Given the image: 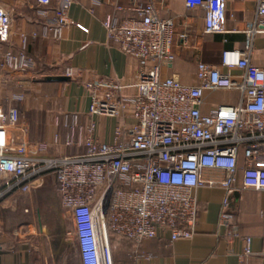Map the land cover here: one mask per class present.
Masks as SVG:
<instances>
[{
    "label": "built area",
    "instance_id": "built-area-1",
    "mask_svg": "<svg viewBox=\"0 0 264 264\" xmlns=\"http://www.w3.org/2000/svg\"><path fill=\"white\" fill-rule=\"evenodd\" d=\"M77 1L37 0L43 38L61 39L74 24L69 11ZM227 1L185 0V5L204 10L205 35H225ZM115 11L129 15L119 20L116 13L107 14L102 25L110 42L141 63L136 82L96 77L83 84L90 106L87 113L73 116L66 142L82 150L75 155L46 157L49 144L16 137L21 114L15 104L26 96L14 94L6 106L0 104V204L17 193H32L45 175H53L81 264H114L113 238L135 245L158 237L171 243L192 240L200 188L225 190L220 224L236 236L228 209L239 171L243 189L264 192V67L250 58L255 37L264 34V0L247 25L245 49H224L218 65L197 62V85L162 77V69L176 59V22L161 18L157 0H135ZM13 26L12 13L0 0V71L27 76L34 60L25 35L14 50ZM79 75L71 68L65 71L69 79ZM32 81L25 77L22 87L30 89ZM127 89L133 93L126 94ZM215 91L236 92L238 102L213 104L204 112L205 92ZM95 118L118 122L112 142L96 139ZM245 242L244 255H251V240Z\"/></svg>",
    "mask_w": 264,
    "mask_h": 264
},
{
    "label": "crops",
    "instance_id": "crops-1",
    "mask_svg": "<svg viewBox=\"0 0 264 264\" xmlns=\"http://www.w3.org/2000/svg\"><path fill=\"white\" fill-rule=\"evenodd\" d=\"M99 1L100 5L93 4L92 0L74 3L69 11V19L81 25L85 31L72 24L63 30L61 39L56 41L41 36L43 21L36 14L37 0H1L14 19L11 37L14 50L22 45L21 37L25 35L26 51L34 60L31 72L36 74V79H43L45 84L64 85L60 107L46 112L35 124L23 121L21 108L15 104L20 110L22 121L19 134H14L21 138L24 136L34 144H49L44 153L46 157L75 155L82 151L75 145L67 146L66 142L73 116L87 113L90 106L88 91L83 85L86 81L96 77L112 78L122 84L132 85L141 70L138 60L125 55L110 42L102 25V20L110 13H116L119 20L127 17V12L115 11V6L127 8L135 0ZM259 1L228 0L227 34L205 35L203 9L190 10L185 0H157L161 18L176 22L172 45L176 59L173 65L162 69V77H176L183 84L197 85V62L218 65L224 49H245V31L247 25L256 18ZM34 33L40 36L33 38ZM250 58L253 65L264 67V34L255 37ZM67 68L80 74L78 78L65 82L48 80L64 77ZM239 73L234 72L235 75ZM125 93L132 94L133 90L127 89ZM237 102L236 92H205L204 112L213 104L233 105ZM95 122L96 139L102 143L112 142L113 130L118 122L105 118H95ZM127 122L132 123L133 120ZM49 177L53 175H45L44 182ZM235 187L237 190L230 198L228 212L232 216L231 225L236 227V236L229 227L220 224L225 190L200 188L197 192L199 219L192 240L171 243L168 237H158L135 245L117 239L113 244L114 264H264V192L243 189L242 170L239 171ZM44 190L41 186L30 194L17 193L0 204V264H50L54 237L53 233L45 230L50 221L41 215L36 225L29 216L32 203L26 206L37 194L48 199V193ZM56 196V228L64 236L69 228L65 219L69 216L60 205L57 189ZM247 238L251 240V255H244ZM45 247L47 254L44 252ZM115 247H121L122 252L115 254ZM62 256L59 264H66ZM77 264H81L79 254Z\"/></svg>",
    "mask_w": 264,
    "mask_h": 264
},
{
    "label": "rangeland",
    "instance_id": "rangeland-1",
    "mask_svg": "<svg viewBox=\"0 0 264 264\" xmlns=\"http://www.w3.org/2000/svg\"><path fill=\"white\" fill-rule=\"evenodd\" d=\"M33 72H30L27 76L20 74H9L8 72L0 71V104L6 106L8 104V98L14 94H23L26 96L25 101L17 103L22 111V120L29 124H35L39 118H43L46 112H50L55 108L60 107L63 101V86L57 84H45L43 79H36ZM27 77L28 80L31 78L33 81L30 84V89L25 90L23 85V79ZM21 120V121H22ZM19 134V131H16ZM18 138L19 136L16 135ZM45 188L44 192L48 193V199L43 198L37 194L33 196L31 201H28L26 206L32 203V210H30V220L34 221L38 225L39 216L47 221H50L46 231L53 233L54 239L52 246L51 257L49 258L50 264H59L62 258L66 261V264H77L78 262V250L74 242L71 241L70 233L72 232V221L69 217L65 219L68 224V229L65 233V237L60 233V230L56 228V214L55 209L57 208V196L56 189L57 183L54 182L53 177H49L42 185ZM58 190V189H57ZM42 194V193H41ZM59 197V195H58ZM29 209V208H28ZM26 210L27 212L29 210ZM116 238L112 239V245ZM44 242L47 241L44 239ZM42 245V242L39 243ZM45 245V243H44ZM47 247V246H46ZM44 248L45 254H47V248ZM114 249V248H113ZM63 250V251H62ZM122 248L115 247V254L121 253Z\"/></svg>",
    "mask_w": 264,
    "mask_h": 264
},
{
    "label": "water",
    "instance_id": "water-1",
    "mask_svg": "<svg viewBox=\"0 0 264 264\" xmlns=\"http://www.w3.org/2000/svg\"><path fill=\"white\" fill-rule=\"evenodd\" d=\"M48 80L49 81H63V82H65V81H68L69 80V78L68 77H58V78H48Z\"/></svg>",
    "mask_w": 264,
    "mask_h": 264
}]
</instances>
